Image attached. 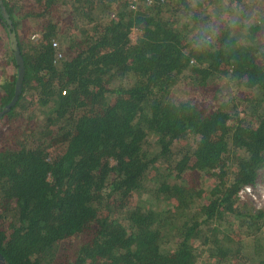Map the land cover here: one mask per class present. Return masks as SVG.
<instances>
[{"label":"trees","instance_id":"obj_1","mask_svg":"<svg viewBox=\"0 0 264 264\" xmlns=\"http://www.w3.org/2000/svg\"><path fill=\"white\" fill-rule=\"evenodd\" d=\"M3 11L7 264H264V0H0V110Z\"/></svg>","mask_w":264,"mask_h":264},{"label":"water","instance_id":"obj_2","mask_svg":"<svg viewBox=\"0 0 264 264\" xmlns=\"http://www.w3.org/2000/svg\"><path fill=\"white\" fill-rule=\"evenodd\" d=\"M3 14L6 18V23H7V30L9 33V39H10V44L11 47L14 50L15 53V57H16V61L18 64V78L16 81V88H15V94L13 96V98L11 99V101L9 103H7L4 107L1 108L0 110V116L6 112L8 109H10L15 102L17 101L19 94L21 92L22 89V81H23V77L25 74V64H24V59L23 56L21 54L20 51V47H19V43H18V39L16 36V31L13 29V24H12V20L9 17V14L6 11H3ZM0 264H7V261L4 257V255L0 252Z\"/></svg>","mask_w":264,"mask_h":264},{"label":"rangeland","instance_id":"obj_3","mask_svg":"<svg viewBox=\"0 0 264 264\" xmlns=\"http://www.w3.org/2000/svg\"><path fill=\"white\" fill-rule=\"evenodd\" d=\"M250 1H255V0H250ZM259 6V3L257 5V7ZM22 33H23V28L21 29ZM21 33V34H22ZM36 34V33H34ZM33 34V35H34ZM133 37L136 36V33L133 32L132 33ZM33 38V36L31 37ZM193 87V86H192ZM191 86H189L190 90H188V95L189 96H195L193 98H197V97H200L202 98V101H207L208 99H210L211 97V93H214L215 91V87H208V88H205V89H202V90H196V89H193ZM197 96V97H196ZM254 189L256 190V192H259V193H262V190L264 189V174L262 177H260V180L259 182L257 183V185L254 187ZM256 202V203H255ZM255 204L257 205L259 203L258 200H255ZM264 204V203H263Z\"/></svg>","mask_w":264,"mask_h":264},{"label":"built area","instance_id":"obj_4","mask_svg":"<svg viewBox=\"0 0 264 264\" xmlns=\"http://www.w3.org/2000/svg\"><path fill=\"white\" fill-rule=\"evenodd\" d=\"M32 36L33 38H36L37 34H34ZM240 194L243 198L250 197L254 202L255 200H258L259 201V203L257 204L258 207L261 205H264L263 204L264 203V189L262 190V193H259V192H256L252 184H247L241 189Z\"/></svg>","mask_w":264,"mask_h":264}]
</instances>
